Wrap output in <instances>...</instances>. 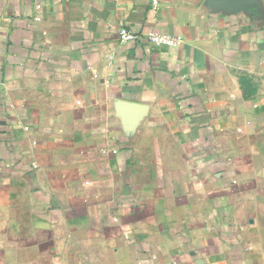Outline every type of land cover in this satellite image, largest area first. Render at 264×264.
<instances>
[{
  "label": "crops",
  "instance_id": "1",
  "mask_svg": "<svg viewBox=\"0 0 264 264\" xmlns=\"http://www.w3.org/2000/svg\"><path fill=\"white\" fill-rule=\"evenodd\" d=\"M257 1L0 0V264H264Z\"/></svg>",
  "mask_w": 264,
  "mask_h": 264
},
{
  "label": "built area",
  "instance_id": "2",
  "mask_svg": "<svg viewBox=\"0 0 264 264\" xmlns=\"http://www.w3.org/2000/svg\"><path fill=\"white\" fill-rule=\"evenodd\" d=\"M158 5H159V0H153L154 8L158 7ZM119 39H120V43L123 45L135 43L139 41H146L158 47H168V48H177L180 47L183 43V39L181 37L161 35L156 32H149L144 35H139L135 31L126 28L120 29Z\"/></svg>",
  "mask_w": 264,
  "mask_h": 264
},
{
  "label": "water",
  "instance_id": "3",
  "mask_svg": "<svg viewBox=\"0 0 264 264\" xmlns=\"http://www.w3.org/2000/svg\"><path fill=\"white\" fill-rule=\"evenodd\" d=\"M213 7L229 8L233 11L256 10L260 7L257 0H208Z\"/></svg>",
  "mask_w": 264,
  "mask_h": 264
}]
</instances>
